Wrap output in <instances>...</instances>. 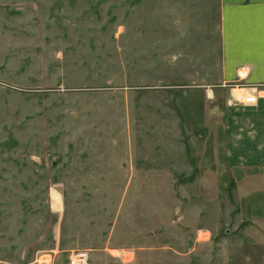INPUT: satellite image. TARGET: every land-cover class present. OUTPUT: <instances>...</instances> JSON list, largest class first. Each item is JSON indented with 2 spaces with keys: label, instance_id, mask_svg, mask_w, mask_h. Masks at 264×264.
<instances>
[{
  "label": "rangeland",
  "instance_id": "rangeland-1",
  "mask_svg": "<svg viewBox=\"0 0 264 264\" xmlns=\"http://www.w3.org/2000/svg\"><path fill=\"white\" fill-rule=\"evenodd\" d=\"M221 15L0 0V264H264V93L233 101Z\"/></svg>",
  "mask_w": 264,
  "mask_h": 264
},
{
  "label": "crops",
  "instance_id": "crops-1",
  "mask_svg": "<svg viewBox=\"0 0 264 264\" xmlns=\"http://www.w3.org/2000/svg\"><path fill=\"white\" fill-rule=\"evenodd\" d=\"M219 3L226 79L264 87V0ZM257 108L264 109V99Z\"/></svg>",
  "mask_w": 264,
  "mask_h": 264
},
{
  "label": "built area",
  "instance_id": "built-area-1",
  "mask_svg": "<svg viewBox=\"0 0 264 264\" xmlns=\"http://www.w3.org/2000/svg\"><path fill=\"white\" fill-rule=\"evenodd\" d=\"M235 90H239L238 92L239 95L234 94ZM256 91L257 90L255 89V87L252 88V92H247V90L244 89V86L243 87L235 86V89H233L232 92V99L236 103L252 105L255 104L258 99V93L256 95L255 93Z\"/></svg>",
  "mask_w": 264,
  "mask_h": 264
},
{
  "label": "bare ground",
  "instance_id": "bare-ground-1",
  "mask_svg": "<svg viewBox=\"0 0 264 264\" xmlns=\"http://www.w3.org/2000/svg\"><path fill=\"white\" fill-rule=\"evenodd\" d=\"M238 92H239V90H235V91H234V94H235V95H239ZM207 94H208L209 97L211 96V93H210V92H208Z\"/></svg>",
  "mask_w": 264,
  "mask_h": 264
}]
</instances>
